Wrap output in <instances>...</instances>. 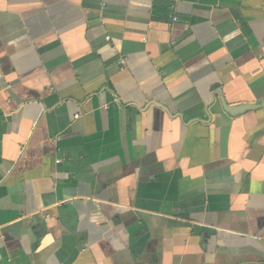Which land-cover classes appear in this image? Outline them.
Segmentation results:
<instances>
[{
  "label": "crops",
  "instance_id": "0c3cea01",
  "mask_svg": "<svg viewBox=\"0 0 264 264\" xmlns=\"http://www.w3.org/2000/svg\"><path fill=\"white\" fill-rule=\"evenodd\" d=\"M0 264H264V0H0Z\"/></svg>",
  "mask_w": 264,
  "mask_h": 264
},
{
  "label": "built area",
  "instance_id": "2783aa9c",
  "mask_svg": "<svg viewBox=\"0 0 264 264\" xmlns=\"http://www.w3.org/2000/svg\"><path fill=\"white\" fill-rule=\"evenodd\" d=\"M175 20V18H173Z\"/></svg>",
  "mask_w": 264,
  "mask_h": 264
}]
</instances>
